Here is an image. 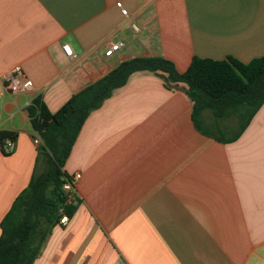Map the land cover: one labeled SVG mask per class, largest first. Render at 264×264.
Segmentation results:
<instances>
[{
    "label": "crops",
    "instance_id": "obj_1",
    "mask_svg": "<svg viewBox=\"0 0 264 264\" xmlns=\"http://www.w3.org/2000/svg\"><path fill=\"white\" fill-rule=\"evenodd\" d=\"M263 56L264 0H0V76L20 66L33 83L0 94V224L43 171L35 98L54 114L139 57L184 73L194 57ZM192 115L184 85L147 71L93 110L64 164L81 174V202L34 264H264V104L230 143L200 133Z\"/></svg>",
    "mask_w": 264,
    "mask_h": 264
},
{
    "label": "trees",
    "instance_id": "obj_2",
    "mask_svg": "<svg viewBox=\"0 0 264 264\" xmlns=\"http://www.w3.org/2000/svg\"><path fill=\"white\" fill-rule=\"evenodd\" d=\"M143 71L160 75L170 89L184 85L193 103L196 129L221 142L236 141L264 104V56L249 63L231 57H194L184 73L163 57H139L122 62L73 95L54 114L40 97L35 98L29 114L43 141L39 159L44 158L48 165L41 173L35 171L0 224V264H34L61 218L74 214L78 206L69 205L62 190L69 179L64 164L72 147L90 113L126 85L131 75ZM205 112L213 122H206ZM231 118L237 120L235 128L221 126Z\"/></svg>",
    "mask_w": 264,
    "mask_h": 264
},
{
    "label": "built area",
    "instance_id": "obj_3",
    "mask_svg": "<svg viewBox=\"0 0 264 264\" xmlns=\"http://www.w3.org/2000/svg\"><path fill=\"white\" fill-rule=\"evenodd\" d=\"M117 7L120 9L124 17L129 16L128 10L123 7L121 2H117ZM131 29L134 34H137L140 31V28L135 24H132ZM125 46L124 42L117 41L110 45L109 49L105 52L106 57H111L115 55L116 52L120 51ZM64 50L66 54L70 57H74L73 51L70 46L65 45ZM33 83L29 80L20 66L14 67L7 74L0 76V94L5 92H24L32 88ZM34 143L36 145H42V139L40 134H37L34 138ZM13 142L8 141L6 148L8 150L13 149ZM81 179V174H75L70 176L69 179L65 180V183L62 186L63 193L66 197L67 203L72 206H78L81 202L77 194L78 183ZM69 222L67 215L63 216L60 220L61 225H66ZM116 264H126L123 260H118Z\"/></svg>",
    "mask_w": 264,
    "mask_h": 264
},
{
    "label": "rangeland",
    "instance_id": "obj_4",
    "mask_svg": "<svg viewBox=\"0 0 264 264\" xmlns=\"http://www.w3.org/2000/svg\"><path fill=\"white\" fill-rule=\"evenodd\" d=\"M208 114H209V117H211L212 118V116H211V114L208 112ZM221 126H223V127H229L230 129L231 128H235L236 126H237V120L235 119V118H231V119H227V120H225V121H223L222 123H221ZM47 162L45 161L44 162V166H43V170H46V168H47Z\"/></svg>",
    "mask_w": 264,
    "mask_h": 264
}]
</instances>
